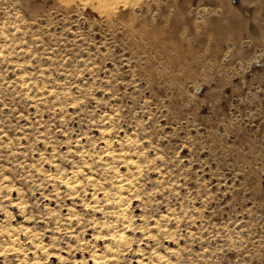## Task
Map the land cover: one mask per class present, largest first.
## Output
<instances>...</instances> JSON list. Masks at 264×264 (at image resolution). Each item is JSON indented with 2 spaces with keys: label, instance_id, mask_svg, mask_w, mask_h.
I'll use <instances>...</instances> for the list:
<instances>
[{
  "label": "clouds",
  "instance_id": "9594fccd",
  "mask_svg": "<svg viewBox=\"0 0 264 264\" xmlns=\"http://www.w3.org/2000/svg\"><path fill=\"white\" fill-rule=\"evenodd\" d=\"M233 12L0 0V264H264V77Z\"/></svg>",
  "mask_w": 264,
  "mask_h": 264
},
{
  "label": "rangeland",
  "instance_id": "374dc122",
  "mask_svg": "<svg viewBox=\"0 0 264 264\" xmlns=\"http://www.w3.org/2000/svg\"><path fill=\"white\" fill-rule=\"evenodd\" d=\"M209 5H216L219 0H204ZM195 5L196 0H192ZM231 7L234 12L227 18V25L224 27L241 31L249 37L248 45L258 35L257 25L254 21H259L264 18V0H230ZM219 23V22H218ZM241 45L242 56L251 59L250 76L264 77V46L260 45ZM196 81H193L195 94L202 98L211 96V89L207 85L196 87ZM239 87V81L234 85ZM207 106H204L202 111H206Z\"/></svg>",
  "mask_w": 264,
  "mask_h": 264
}]
</instances>
